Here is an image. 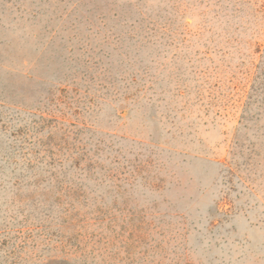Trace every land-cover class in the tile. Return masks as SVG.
Masks as SVG:
<instances>
[{"label": "rangeland", "instance_id": "rangeland-1", "mask_svg": "<svg viewBox=\"0 0 264 264\" xmlns=\"http://www.w3.org/2000/svg\"><path fill=\"white\" fill-rule=\"evenodd\" d=\"M263 40L264 0H0V143L67 110L122 148L116 264H264Z\"/></svg>", "mask_w": 264, "mask_h": 264}, {"label": "trees", "instance_id": "trees-1", "mask_svg": "<svg viewBox=\"0 0 264 264\" xmlns=\"http://www.w3.org/2000/svg\"><path fill=\"white\" fill-rule=\"evenodd\" d=\"M258 48L254 83L264 95V40ZM148 88L131 79L130 103ZM68 114H49L47 139L30 145V156L0 143V192L9 197L0 202V264H116L111 234L129 218L125 157L116 143L92 139L96 127Z\"/></svg>", "mask_w": 264, "mask_h": 264}]
</instances>
